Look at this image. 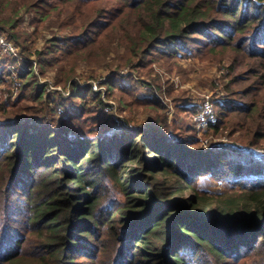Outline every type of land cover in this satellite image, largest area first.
<instances>
[{"label": "trees", "instance_id": "16d2710c", "mask_svg": "<svg viewBox=\"0 0 264 264\" xmlns=\"http://www.w3.org/2000/svg\"><path fill=\"white\" fill-rule=\"evenodd\" d=\"M27 14L36 34L56 20L59 30L46 52H37L40 75L54 68L55 84L70 89L56 103L33 63L19 83L4 80L19 65L0 69V264H264V157L255 148L264 144V5L0 0V33L22 44ZM113 49L122 51L119 66L147 77L155 62L180 53L230 58L227 81L212 96L218 119L204 136L229 129L232 140L202 146L194 121L200 101L168 82L142 93L132 74L116 69L106 90L125 106L156 115L138 129L110 133L113 117L99 108L92 85L75 78V66L103 61ZM165 95L174 103L170 119ZM179 116L185 128L178 127ZM125 161L137 169L124 172L129 179L117 174ZM206 174L230 182V190L237 186L239 197L225 191L224 205L199 207L197 180ZM180 184L179 195L187 188L195 194L170 195ZM115 188L125 197L121 205Z\"/></svg>", "mask_w": 264, "mask_h": 264}, {"label": "rangeland", "instance_id": "374dc122", "mask_svg": "<svg viewBox=\"0 0 264 264\" xmlns=\"http://www.w3.org/2000/svg\"><path fill=\"white\" fill-rule=\"evenodd\" d=\"M260 2L264 5V0H255ZM32 16L25 15L22 21L23 29L26 31L28 36L26 37L25 41H23L22 44H17L14 40L6 37L8 41L13 43L16 49V56L12 55H2L0 53V69L9 66L11 68L12 65L16 67V65H19L18 68L12 69L11 74H5L4 80L10 79L11 77L16 80L18 83L21 82V78L19 76L20 73L24 74L29 69L27 66V62L34 63V67L32 66L33 73L38 76V82L41 84V82H48L49 84H54L56 89L60 91L52 92L51 100H54V102L58 103L57 100H55L57 95L59 96V93L67 92L69 95V84L66 89L64 90L60 85L55 84L54 76L56 75L54 68H49L46 70V74L40 75V65L38 62L37 52L39 50L46 52V41L53 36L58 30L59 27L56 23V20L52 18V20H49L46 23V26L44 28H41L39 33H35V26L30 24V19ZM54 17V16H53ZM67 33L66 31H64ZM61 34V33H60ZM59 34V35H60ZM22 49H24V53H22ZM122 55V51H116L113 49V51L110 53L109 56L105 58L103 61H86V60H79L76 62V75L75 78L78 79V81L81 84H91L93 89L96 90L100 94V98L102 99V104H100L99 108H102V112H105L106 114H109L113 117L114 122L112 125V128L110 130V133L121 135L124 130H133L138 129L139 127H142L143 123L150 124L153 119V115H156V112L154 110H147L142 107H134L130 108L128 106H125L122 102H119L117 100V95L115 93L111 94L106 90V86L103 85L106 78L110 75L112 69H116L119 71L122 75L132 74V76L135 77L136 81H138V88L139 91L142 93H148V90H151V87L158 88L162 87L168 82L173 83V86L175 89H177L179 92L178 94L188 95L191 96V98H194L195 103L196 101H201L205 94L208 96H213L215 93H221L218 87L222 86V84L227 81V76H225L226 73V67L230 63V58H223L222 61L219 59L214 58V56L210 57H204L199 58L197 56L189 55L187 57H184L182 53L179 54V56H175L172 59L168 60H162L155 62L153 67V72L150 77L145 76L144 74L142 76H138V73L131 70V68L125 67L122 68L118 64H120L121 60L120 56ZM8 57H15L17 63H12L10 58ZM122 68V69H120ZM146 80V81H143ZM222 81V82H221ZM142 83H145V85H142ZM130 82L128 79H125V85H129ZM3 85H0L2 87ZM50 86V85H49ZM1 90V88H0ZM16 91H18L17 88L13 89V94H16ZM188 92V94H187ZM149 95V93H148ZM166 96V95H165ZM164 102L167 103L169 109L167 111V114L169 115V119L173 118L174 115V109H173V102L171 98L164 97ZM86 101H89L88 99ZM55 103V104H56ZM78 103V102H77ZM95 107V103H92L91 108ZM57 116H62L63 113L59 109L58 113H56ZM183 116V115H182ZM182 116L178 117V127L185 128V126L182 124L184 118ZM186 117V116H185ZM208 130V129H207ZM205 130V131H207ZM197 131V135L200 137V144L202 146H208L210 143H220V142H229L231 141L232 137L228 135L229 129L225 131L224 134L216 135L215 137L204 136L205 131L200 133ZM175 133H178V131H175ZM101 136H104L103 133H100ZM89 137H93L90 133L88 135ZM230 139H229V138ZM197 144L196 146H193V148L200 147L201 145ZM257 151L258 157H264V144H262L260 147H255ZM120 166H122V169H119L117 174L122 175L123 178L129 179L132 175H125L124 172L130 171L135 172L137 169H134L135 163L131 161H125ZM157 176V174H156ZM128 177V178H127ZM145 177V176H143ZM173 179L177 178L176 173L173 174ZM146 178V177H145ZM179 179V178H178ZM184 183V182H183ZM230 182L226 181H218L213 178H211L209 175H201L197 180V190H200L202 197L199 199V207L205 206L206 208H216L217 206L224 205V196H221L222 193L225 191L227 192L228 196H235L239 197L238 195L241 193V189H239L237 186L233 188V190H230ZM185 184H180L177 186V189L174 190V188L169 191L170 195L175 196H184V197H190L193 196L195 193L193 189L187 188L182 195L181 191L183 190V186ZM179 187V188H178ZM176 188V187H175ZM115 194L119 199L115 202L116 205H121L119 201H122L125 199L124 195L119 192V189H114ZM233 191V192H232ZM139 192H134V195L137 196ZM171 197V196H170ZM239 199V198H237ZM242 197H240V201H242ZM107 226L109 225V222L106 221Z\"/></svg>", "mask_w": 264, "mask_h": 264}, {"label": "built area", "instance_id": "2783aa9c", "mask_svg": "<svg viewBox=\"0 0 264 264\" xmlns=\"http://www.w3.org/2000/svg\"><path fill=\"white\" fill-rule=\"evenodd\" d=\"M16 49L17 48H15L13 43L8 41L7 38L2 33H0V53L2 55L16 56ZM33 67H34V63H33ZM41 83L46 84V90L48 92L52 93L55 91H60L56 89L57 86H55L54 84L52 85L49 84L48 82H41ZM62 94L66 96L68 93L63 92ZM200 107L201 110L199 111V113L194 115L196 129L198 130L199 133L200 131L204 132L205 130H207L209 125L211 123H215L218 119L211 96L205 94L202 100L200 101Z\"/></svg>", "mask_w": 264, "mask_h": 264}]
</instances>
